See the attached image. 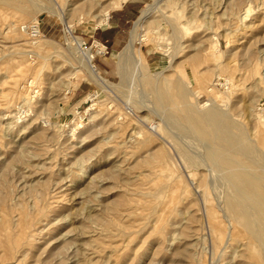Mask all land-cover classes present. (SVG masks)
Here are the masks:
<instances>
[{
	"label": "rangeland",
	"instance_id": "obj_1",
	"mask_svg": "<svg viewBox=\"0 0 264 264\" xmlns=\"http://www.w3.org/2000/svg\"><path fill=\"white\" fill-rule=\"evenodd\" d=\"M118 1L0 0V264H264L251 232L225 238L231 187L173 89L227 113L264 163V0H135L102 42L97 21ZM146 4L141 66L113 53ZM34 18L31 39L20 27ZM71 38L91 56L93 40L107 46L92 64L115 88L75 67Z\"/></svg>",
	"mask_w": 264,
	"mask_h": 264
},
{
	"label": "bare ground",
	"instance_id": "obj_2",
	"mask_svg": "<svg viewBox=\"0 0 264 264\" xmlns=\"http://www.w3.org/2000/svg\"><path fill=\"white\" fill-rule=\"evenodd\" d=\"M125 1L126 0H120L116 3L114 2L112 8L119 7ZM35 2L33 4H35ZM151 11H152L151 4H146L144 7L141 8L139 15L133 21L132 28L130 31V36L127 43L123 46L121 52L118 51L116 53H113V55H115L118 58H120L121 56L132 57L134 58L136 64L143 66L141 58L139 54L136 52L134 41L137 39L138 29L141 28V26H143L144 22L149 17ZM108 12L109 10H105L99 16L97 25L98 24L101 25L106 22ZM33 20H34L33 22L22 25L20 28H23L22 30L26 33L24 28L26 25L36 24V22H38L36 18H34ZM37 37L38 36H36V38ZM72 40H74L75 43ZM37 42H38L37 40H34V43ZM76 42H77V38H71L67 41V43L71 45V48L75 52L74 57L77 62V65L75 67L85 68L90 79L94 83L100 85L101 87L115 88L116 85L111 84V82H109L105 77H103L98 72L99 70H97L96 67L93 66L91 60L93 54L91 56L87 49L83 51L84 49L82 48L83 41L81 42L80 46L77 45L78 42L77 44ZM75 45H77V49L74 48ZM175 80L176 81H174L173 83L174 94L180 99L181 103L183 104V108L185 111L183 118L185 119L188 126L192 129L190 130L191 133L195 132L198 135L197 137H200L201 139L207 142V144L205 145L208 146L206 151V155H207L206 157H208L210 162H213L214 164L224 169L225 177L228 180L227 182H229V185L231 187L230 192L232 193L230 194V197L226 198V202H225L226 209L231 213L230 214L231 219H229L228 221L229 230L227 232L225 230L227 237H225V234L222 233L225 226L223 227V224L217 218L213 217L212 219V216L209 217V223L211 225L210 227L215 233H217L215 235L217 238L220 236L223 237L222 235H224L226 239L232 240L236 227L240 226L241 228L251 232L252 235L255 237V239L257 238L258 241L260 240L262 243H264V221H261L260 218H256L251 213V210L253 209L255 211L254 215L258 214L259 216L264 217V185H262V180H264V163H255V161L257 160L256 158L257 153L255 154L256 151L255 147L248 141L245 132L242 129L237 128L238 129L237 131L236 129H234L236 128L234 125L236 123L233 124V122L227 116V113L223 112L221 109L217 108L214 105H210L203 110L190 108L189 106L192 107V105H188L190 104L189 101L186 103L187 99L185 98L188 95H186L187 91L184 88L183 83L181 85V83L179 82L180 80L179 81H177V79ZM165 82H167L166 79H164V84H167ZM159 83L161 85V82ZM152 85H155V83ZM156 86L157 84L155 85V87ZM166 86L168 87V85ZM158 88L159 85L157 86L156 89L154 88L156 91L153 90L156 92L157 95L155 94V92H153V94L157 96L156 97L158 99V101H156L158 102L157 104L161 105L158 106L162 107L164 105V102L165 105L168 102L167 101L168 99L166 97V91L168 89L165 90L166 88L165 89L164 88L158 89ZM17 91L18 90H16V92ZM21 93L19 94L21 95ZM25 97L26 95L24 96V98ZM255 166L256 168H259L260 172L255 171L254 169ZM225 223H227V221ZM212 236L214 235L212 234ZM221 240L222 239H220V241ZM213 241L215 240L213 239ZM258 243L259 245L261 244L260 242Z\"/></svg>",
	"mask_w": 264,
	"mask_h": 264
},
{
	"label": "crops",
	"instance_id": "obj_3",
	"mask_svg": "<svg viewBox=\"0 0 264 264\" xmlns=\"http://www.w3.org/2000/svg\"><path fill=\"white\" fill-rule=\"evenodd\" d=\"M135 0H126L119 7L112 8L111 12L107 15V30L102 31V42L114 41L115 34L119 33L122 27L134 17ZM106 23V22H105ZM104 24V23H103ZM100 41V39H99Z\"/></svg>",
	"mask_w": 264,
	"mask_h": 264
},
{
	"label": "built area",
	"instance_id": "obj_4",
	"mask_svg": "<svg viewBox=\"0 0 264 264\" xmlns=\"http://www.w3.org/2000/svg\"><path fill=\"white\" fill-rule=\"evenodd\" d=\"M24 28L26 33L30 36L31 39L36 38V36L42 34L41 25L38 22H36V24L26 25ZM83 45H85V42H83ZM82 48L85 49L84 46ZM90 48L94 51L92 52L93 57L91 58V60L94 59L95 56H103L108 52L107 46L98 40H93L91 42Z\"/></svg>",
	"mask_w": 264,
	"mask_h": 264
}]
</instances>
